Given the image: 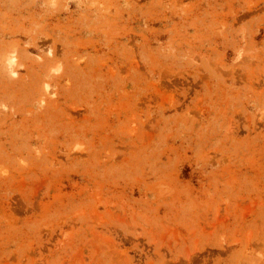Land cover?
Segmentation results:
<instances>
[{
    "label": "rangeland",
    "instance_id": "rangeland-1",
    "mask_svg": "<svg viewBox=\"0 0 264 264\" xmlns=\"http://www.w3.org/2000/svg\"><path fill=\"white\" fill-rule=\"evenodd\" d=\"M0 264H264V0H0Z\"/></svg>",
    "mask_w": 264,
    "mask_h": 264
}]
</instances>
